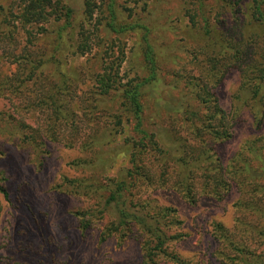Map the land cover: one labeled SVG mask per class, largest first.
Listing matches in <instances>:
<instances>
[{
  "label": "rangeland",
  "instance_id": "obj_1",
  "mask_svg": "<svg viewBox=\"0 0 264 264\" xmlns=\"http://www.w3.org/2000/svg\"><path fill=\"white\" fill-rule=\"evenodd\" d=\"M20 1L0 0V7L7 16L9 13L15 16ZM56 1L76 9L65 30L60 31L65 25L63 20L32 26L28 29L29 43L25 31L16 23L17 45L7 46V52L13 51V55L28 48L33 60L41 62L32 83L11 87L13 93L2 91L5 79L17 68L1 59L0 50V126L5 129L0 138V174L8 194L7 200L0 195V264H142L144 239L135 229L126 232L123 238L115 234L102 240L101 233L113 220L112 214L101 219L91 217L86 230L81 229L79 216L97 210L108 196L105 190L84 192L81 186L94 183L106 186L108 180L118 179L130 182L127 178L132 169L130 156L141 151L135 146L138 138L132 124L125 117L120 132L111 135L113 121L108 116L116 114L117 105L111 104V98L102 100L98 96V77L109 66L119 65L123 83L145 75L140 70V34H114L107 39L101 33L110 14L106 7L108 0H53ZM85 1L92 4V19L83 10ZM189 2L114 0L119 22L140 19L150 28L157 23L159 28L152 38L166 52L167 60L162 61L161 70L168 87L162 86V101L167 103L174 104L181 96L178 90L186 84H196L193 80L199 75L204 83L210 82L214 74L209 71L211 60L219 55V48L204 36L202 29L192 26L183 10L196 8ZM240 5L242 18L249 23L253 0H241ZM214 7L215 3L210 2L208 8ZM213 15L210 29L218 37ZM6 56L11 58L9 54ZM171 82L179 86L178 90L169 88ZM240 84V72L232 69L212 91L227 118L235 116L231 125L225 123L231 139L218 146L211 144L212 152L223 164V173L227 172L225 179L230 189L220 201L204 197L195 206L186 204L170 186L179 169L176 159L192 165L196 158L191 149L200 145L181 133L177 123H171L173 116L163 110L155 114L153 99L144 101L146 128L155 135L162 154L150 150L138 156L137 160H141V166L157 180V185L147 189L137 181L134 193L143 201L152 199L160 207L176 211L181 226L169 230L168 235L177 239L169 243L167 252L176 254L184 264H242L223 261L220 252L229 258L237 254L232 248L220 251L214 240L217 234L214 223L223 226L225 236L248 243L254 263L246 264L264 262V241L250 239L251 230L255 231L252 228L264 229V218L250 209L252 204L264 208V177L253 183L241 173L249 160H253L254 168H261L247 153V146L256 143V154L264 159V122L256 129L250 108L242 99H235ZM59 90L63 115H74L71 123L55 116L43 103ZM230 163L231 168L227 169ZM164 169L167 170L163 176ZM234 170L237 175H233ZM202 173L203 166L197 167L196 181L204 185ZM162 176L171 183L167 181L161 187ZM130 201L128 197L127 203ZM167 261L158 259L159 264H171Z\"/></svg>",
  "mask_w": 264,
  "mask_h": 264
},
{
  "label": "trees",
  "instance_id": "obj_2",
  "mask_svg": "<svg viewBox=\"0 0 264 264\" xmlns=\"http://www.w3.org/2000/svg\"><path fill=\"white\" fill-rule=\"evenodd\" d=\"M215 3V7L208 8L209 3ZM241 0H191L189 4L196 8L190 9L184 7L187 17H189L194 28L202 29L204 36L211 41L214 47L219 48L218 59L211 60V69L214 74L210 82L204 83L202 76L192 78L196 84H186L183 89H179L176 83L171 82L170 89L178 90L181 94L175 103H167L162 101L163 88L168 89L164 84L162 76V61L167 60L166 52L152 35L155 29L158 30L157 23L153 28L146 25V21L134 19L130 22L121 23L118 21L115 13L114 0H108L106 7L108 8L109 18L106 19L101 33L107 39L111 35H125L127 33L140 34V42L138 48L142 57L141 71L144 72L143 77H136L122 82L119 76V65L109 66L106 72L98 77V96L102 100L111 98V104L117 105V112L110 119L113 121L112 136L118 134L121 130L123 117L126 118L128 124H132V131L137 136L138 141L135 146H139L141 151L133 153L130 156V164L132 169L127 172V178L108 180L106 186L99 183L83 184L81 189L96 193L99 190H105L108 193L103 199L102 204L97 210L90 214H79L81 229L89 228L91 217H99L101 219L105 214H112L113 220L101 233V239L112 237L115 234L124 237L126 232L135 229L144 239V257L142 264H159L158 259L165 258L171 264H184L180 258L172 253L167 252L170 249L169 243L175 241L177 236H169V230L180 227L181 223L177 213L171 208H162L154 200L143 201L140 195L134 193L136 182L141 181L142 185L152 188L157 185V180L141 166V160H137L138 156L148 153L150 150L154 154H162L159 145H157L155 135L151 134L146 128V107L144 101L153 99L155 114H159L161 110L168 116H173L172 124H178L181 133H185L187 137L192 138L194 142L200 146L192 148L191 152L196 158L192 165H189L183 159L177 158L178 173L176 180L171 184L170 188L181 197V199L190 206H195L200 198H216L221 200L229 191L226 184V173H223V164L213 153V146L221 145L231 139L232 134L225 128L226 124H232L235 116L229 118L220 110L217 99L215 98L213 89L219 86L224 76L232 69H236L241 74V84L237 90L236 98L238 101L242 99L244 104L250 108L252 112V120L256 129L263 125L264 122V0H253V7L250 13V22L243 19V12L240 5ZM92 4L88 1L83 3V10L87 11V15L92 19ZM61 6L59 9L58 7ZM94 7V6H93ZM76 9L68 4H61L60 1L53 0H22L20 1L18 14L15 16L9 13L4 14L0 7V15L3 21L0 23V50L1 59L11 65H16L15 73L5 79V86L2 91L9 93L15 92L11 87H20L32 83L36 70L40 69L41 62H35L28 48L21 51L20 54H14L13 51L7 52V46L16 44L15 33L17 26L26 33L27 41L30 43L31 32L29 28L35 25L47 24L51 20L64 21L65 30L73 17ZM117 12V11H116ZM213 15L214 30L218 29L220 35H214V31L210 29L211 16ZM109 19V20H108ZM248 33H250L248 35ZM260 33V34H259ZM247 34V35H246ZM11 44V45H12ZM9 54L11 58L6 55ZM222 65V66H221ZM222 68V70H221ZM26 76L22 79L23 75ZM208 75V73H207ZM187 81H190L187 78ZM65 83V81L63 82ZM21 84V85H20ZM163 86V88H162ZM61 90L50 94L48 102H43L52 113L67 122H73L74 115H63L62 105L58 98ZM113 106V107H115ZM93 109H96L95 107ZM67 125L69 123H62ZM5 133V129L0 126V138ZM202 144V145H201ZM256 143H249L247 153L259 162L260 169L254 168L253 160L245 163V170L242 174L249 176L251 182L264 177V159L257 155ZM264 149V147H263ZM214 151V150H213ZM164 154V152H163ZM180 159V160H178ZM171 160H175L171 158ZM231 164L227 165V169L231 168ZM166 166V162H165ZM203 166L204 185L196 181L197 167ZM164 169L163 176L166 175ZM261 170V171H260ZM233 175H237L235 170ZM159 183L164 187L170 179H164ZM236 178V176L234 177ZM199 179V178H198ZM200 180V179H199ZM168 181V182H167ZM3 179L0 174V195L7 200L8 194L2 185ZM221 191L223 192L221 194ZM130 197V204L127 198ZM255 207V208H254ZM252 212L264 218L263 205L252 204L250 206ZM215 233L214 240L217 241L220 251L226 252L232 248L237 254L235 258L226 257V254L220 252L223 261L239 263H254L253 251L249 250L246 241H236L233 236H225L224 228L221 224H213ZM251 241L258 239L264 241V229L252 228ZM181 236V235H180ZM240 259V260H237ZM223 262V263H224ZM255 264H264V262Z\"/></svg>",
  "mask_w": 264,
  "mask_h": 264
}]
</instances>
